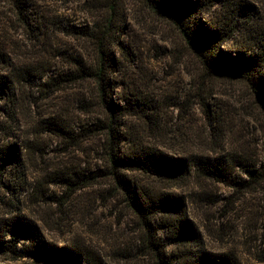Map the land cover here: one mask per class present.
<instances>
[{"label": "rangeland", "instance_id": "obj_1", "mask_svg": "<svg viewBox=\"0 0 264 264\" xmlns=\"http://www.w3.org/2000/svg\"><path fill=\"white\" fill-rule=\"evenodd\" d=\"M19 1L43 20L33 22L41 28L35 35L18 19L14 0H0V77H9L14 87L13 97L0 101V151L11 147L21 159L19 171L10 170L0 183V220H31L45 242L88 251L104 264H156L140 249L137 217L112 177L102 173L108 165L105 135L82 136L106 118L94 82H64L55 91L43 85L73 72L72 57L93 63L95 44L65 32L70 25L110 20L118 31L120 44L110 47L119 66L112 75L114 97L136 94L150 105L147 115L121 119L119 130L139 147L172 158L240 160L264 172V108L249 84L210 74L176 24L144 0ZM227 1L216 7V15L227 5L247 3L254 10L249 25L235 16L240 32L229 44L264 42V0ZM122 172L181 196L203 250L230 255L236 264H264V175L253 177L236 165L230 175L244 182L229 185L194 171L175 181ZM73 180L86 186L73 191L68 184ZM159 231L167 253H176L168 233ZM0 264L26 262L0 255Z\"/></svg>", "mask_w": 264, "mask_h": 264}, {"label": "trees", "instance_id": "obj_2", "mask_svg": "<svg viewBox=\"0 0 264 264\" xmlns=\"http://www.w3.org/2000/svg\"><path fill=\"white\" fill-rule=\"evenodd\" d=\"M144 2L154 12L176 24L191 52L199 58L210 74L243 79L264 108V42L229 44L240 32L239 20L235 16H244L248 25L253 19L254 10L250 4H236L234 7L227 5L228 8L223 13L216 15V7L221 2L224 5V2L229 1ZM14 6L18 19L35 35L41 34L40 25H34L33 22L42 23L43 16L37 21L34 18L35 12L30 11L31 7L26 2L14 0ZM64 31L95 44L97 50L93 63L87 64L82 57H72L75 66L73 72L51 77L43 85L49 91H55L64 82L85 79L94 82L97 102L105 111L106 118L88 126L82 136L87 138L96 134L105 135L104 150L108 165L102 173L112 177L126 205L137 217L142 230L140 249L151 254L156 264H236L230 255L212 254L201 248L199 232L187 218L181 196L157 191L122 171H139L150 178L165 181L184 179L194 171L199 177L220 180L229 185H241L244 182L230 175L236 165L242 166L256 178L263 177L264 172L246 168L241 165L240 160L229 163L226 159L206 156L172 158L154 149L139 147L119 130L121 119L126 115H147L146 110L150 105L144 103L136 94L132 97L123 96L121 99L114 97L115 81L112 75L118 71L119 66L110 47L120 44L118 31L113 28L110 20L91 27L70 25L64 27ZM13 92V81L7 76L0 77V101L10 100ZM20 160L18 150L7 147L0 151V183H3L2 178L10 170L16 173L19 171ZM68 184L73 186V191L86 186V182L78 183L75 180ZM160 228L178 246L176 253H167V244L159 234ZM0 255L13 260H24L26 264H104L99 257L88 251L77 247H56L45 242L37 225L20 217L0 220Z\"/></svg>", "mask_w": 264, "mask_h": 264}]
</instances>
